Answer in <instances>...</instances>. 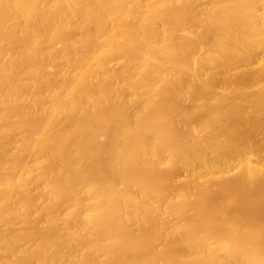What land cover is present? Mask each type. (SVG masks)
Instances as JSON below:
<instances>
[{"label": "bare ground", "instance_id": "bare-ground-1", "mask_svg": "<svg viewBox=\"0 0 264 264\" xmlns=\"http://www.w3.org/2000/svg\"><path fill=\"white\" fill-rule=\"evenodd\" d=\"M261 140L264 0H0V264H264Z\"/></svg>", "mask_w": 264, "mask_h": 264}, {"label": "rangeland", "instance_id": "rangeland-1", "mask_svg": "<svg viewBox=\"0 0 264 264\" xmlns=\"http://www.w3.org/2000/svg\"><path fill=\"white\" fill-rule=\"evenodd\" d=\"M262 142H263V140H261V142H259V144H260V145H263V144H264V142H263V143H262ZM253 157H254V156H253ZM254 158H255V157H254Z\"/></svg>", "mask_w": 264, "mask_h": 264}]
</instances>
